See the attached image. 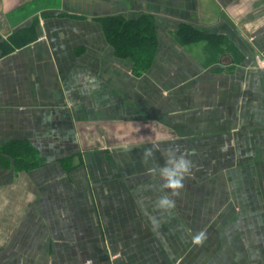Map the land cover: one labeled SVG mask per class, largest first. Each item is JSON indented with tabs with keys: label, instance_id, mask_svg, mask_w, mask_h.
Wrapping results in <instances>:
<instances>
[{
	"label": "crops",
	"instance_id": "0c3cea01",
	"mask_svg": "<svg viewBox=\"0 0 264 264\" xmlns=\"http://www.w3.org/2000/svg\"><path fill=\"white\" fill-rule=\"evenodd\" d=\"M118 14L147 15L142 73L107 37ZM259 57L264 0H0V151H33L0 153V264H264ZM177 146L193 168L171 196Z\"/></svg>",
	"mask_w": 264,
	"mask_h": 264
},
{
	"label": "trees",
	"instance_id": "16d2710c",
	"mask_svg": "<svg viewBox=\"0 0 264 264\" xmlns=\"http://www.w3.org/2000/svg\"><path fill=\"white\" fill-rule=\"evenodd\" d=\"M146 18L147 15H142L138 18H127L122 14L101 17L109 41L120 56L130 57L133 60V68L136 73L144 72L151 58L149 41L153 31L147 26L149 24L144 21ZM188 28L185 25L180 30L183 31L182 33H185ZM196 32L189 33L187 39L196 40L198 37ZM34 35L32 31H23L17 33L14 41L18 42L17 44L27 43L34 39ZM0 153L6 154L9 157L12 154L18 157L17 163H21L17 165L18 168L33 165L31 163L33 159L24 158L27 155L32 157L33 151L31 149L29 151L24 147H9L6 152L0 151ZM22 155L23 157H20Z\"/></svg>",
	"mask_w": 264,
	"mask_h": 264
},
{
	"label": "clouds",
	"instance_id": "9594fccd",
	"mask_svg": "<svg viewBox=\"0 0 264 264\" xmlns=\"http://www.w3.org/2000/svg\"><path fill=\"white\" fill-rule=\"evenodd\" d=\"M148 147L143 149L142 160L145 164L153 157V148ZM123 150L131 152L132 148L128 145H123ZM193 168V162L188 158V154L180 150L177 146L175 148L167 149V158L164 166L159 168V174L163 180V187L171 190V196H179L180 190L184 188V180ZM156 207L163 210H170L175 207V202L169 195H163L156 201ZM206 239L205 233L199 232L192 237V243L195 245L203 244Z\"/></svg>",
	"mask_w": 264,
	"mask_h": 264
},
{
	"label": "built area",
	"instance_id": "2783aa9c",
	"mask_svg": "<svg viewBox=\"0 0 264 264\" xmlns=\"http://www.w3.org/2000/svg\"><path fill=\"white\" fill-rule=\"evenodd\" d=\"M259 65L264 67V59L262 57L258 58Z\"/></svg>",
	"mask_w": 264,
	"mask_h": 264
}]
</instances>
